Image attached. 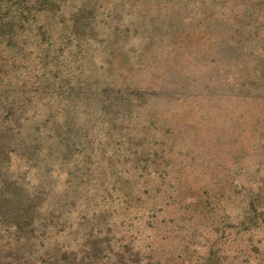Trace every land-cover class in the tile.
I'll return each mask as SVG.
<instances>
[{
    "label": "rangeland",
    "instance_id": "374dc122",
    "mask_svg": "<svg viewBox=\"0 0 264 264\" xmlns=\"http://www.w3.org/2000/svg\"><path fill=\"white\" fill-rule=\"evenodd\" d=\"M141 1L124 0L122 22L110 23L113 0H96L76 39L59 9L43 20L41 2L10 1L33 14L13 38L0 34V91L12 73L39 78L43 49L66 55L80 42L79 86L101 85L118 103L117 118L92 120L90 145L68 154L87 157L76 176L58 168L68 219L44 246L69 264H264V78H254L264 0H162L139 34Z\"/></svg>",
    "mask_w": 264,
    "mask_h": 264
},
{
    "label": "trees",
    "instance_id": "16d2710c",
    "mask_svg": "<svg viewBox=\"0 0 264 264\" xmlns=\"http://www.w3.org/2000/svg\"><path fill=\"white\" fill-rule=\"evenodd\" d=\"M0 1L3 2L0 6V34L13 38L19 27L31 22L29 16L33 12L31 9H13L11 0ZM37 2L44 5L38 14L43 15V20L50 15L56 16L58 9L63 16H68L64 21L68 22L66 32L70 38L76 39L95 21L96 0H77L68 10L58 8L63 0ZM123 2L113 0L110 23L122 22ZM161 4L162 0L141 1L137 21H132L136 30L143 29L139 34H147L149 29L143 18L149 16L148 22L154 23L152 17L162 12ZM169 10H179V3L167 6L165 12ZM30 25L31 32L44 27ZM114 28L110 27L111 31ZM45 33L41 38L35 34V39L45 42ZM113 34L111 32L107 37L111 38ZM231 41L232 47L239 45V36L233 34ZM63 42V47L69 46ZM38 44L39 41L36 46ZM77 47L78 52L68 51L66 55L43 49L37 64L42 70L39 78L12 73L0 91V264H69L66 254L59 258L56 249L44 246L42 238L46 231L53 232L68 219V195L63 194L59 185L67 180L57 171L69 166L65 175L76 176L79 163H86L87 157H75L68 163V154L77 146L90 145L93 137L90 122L97 118L107 121L118 116L115 107L118 103L105 97L101 85L90 94L86 84L79 86L78 54L83 46L78 42ZM194 77L197 78L195 74ZM200 78L197 79L202 82ZM254 78L263 79L264 74H255ZM78 89L82 96L79 98Z\"/></svg>",
    "mask_w": 264,
    "mask_h": 264
}]
</instances>
